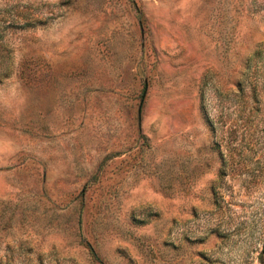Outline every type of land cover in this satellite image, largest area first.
Returning a JSON list of instances; mask_svg holds the SVG:
<instances>
[{
  "label": "rangeland",
  "instance_id": "obj_1",
  "mask_svg": "<svg viewBox=\"0 0 264 264\" xmlns=\"http://www.w3.org/2000/svg\"><path fill=\"white\" fill-rule=\"evenodd\" d=\"M0 264H264V0H0Z\"/></svg>",
  "mask_w": 264,
  "mask_h": 264
},
{
  "label": "trees",
  "instance_id": "obj_2",
  "mask_svg": "<svg viewBox=\"0 0 264 264\" xmlns=\"http://www.w3.org/2000/svg\"><path fill=\"white\" fill-rule=\"evenodd\" d=\"M0 72H2V71H0ZM5 77H7L6 73H0V79L5 78Z\"/></svg>",
  "mask_w": 264,
  "mask_h": 264
}]
</instances>
